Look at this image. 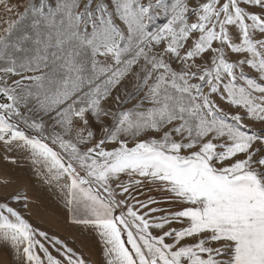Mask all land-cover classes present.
Wrapping results in <instances>:
<instances>
[{
	"label": "snow or ice",
	"instance_id": "obj_1",
	"mask_svg": "<svg viewBox=\"0 0 264 264\" xmlns=\"http://www.w3.org/2000/svg\"><path fill=\"white\" fill-rule=\"evenodd\" d=\"M37 192L99 264H264V0H0V264H93Z\"/></svg>",
	"mask_w": 264,
	"mask_h": 264
},
{
	"label": "crops",
	"instance_id": "obj_2",
	"mask_svg": "<svg viewBox=\"0 0 264 264\" xmlns=\"http://www.w3.org/2000/svg\"><path fill=\"white\" fill-rule=\"evenodd\" d=\"M17 171L21 170L18 169ZM21 174L27 176V169H23ZM35 195L38 197V203L43 204L45 212L51 214L50 216H47L45 222L40 224V226L49 230L51 233H55L62 238H65L69 241V246L82 252L87 260L92 261L93 264H99L101 255L95 246L94 241L90 238L81 236L76 229L62 224L60 222L62 213L57 208L56 204L49 199L47 194L37 192ZM33 211L35 213L37 210L34 208ZM33 222H37L35 217Z\"/></svg>",
	"mask_w": 264,
	"mask_h": 264
},
{
	"label": "rangeland",
	"instance_id": "obj_3",
	"mask_svg": "<svg viewBox=\"0 0 264 264\" xmlns=\"http://www.w3.org/2000/svg\"><path fill=\"white\" fill-rule=\"evenodd\" d=\"M163 22H164V17H160V18H158L157 21H156L157 25H160V24H162Z\"/></svg>",
	"mask_w": 264,
	"mask_h": 264
}]
</instances>
